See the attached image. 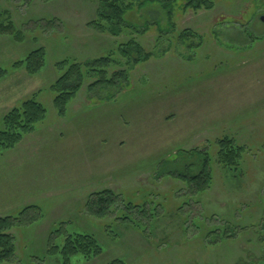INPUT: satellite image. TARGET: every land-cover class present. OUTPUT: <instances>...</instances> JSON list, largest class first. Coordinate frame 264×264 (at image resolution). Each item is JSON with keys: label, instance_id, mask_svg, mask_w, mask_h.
<instances>
[{"label": "rangeland", "instance_id": "374dc122", "mask_svg": "<svg viewBox=\"0 0 264 264\" xmlns=\"http://www.w3.org/2000/svg\"><path fill=\"white\" fill-rule=\"evenodd\" d=\"M96 1L0 0V24L9 17L26 37L19 44L0 33V68L8 71L0 81V117L38 91L50 112L44 126L0 156V216L30 205L43 213L12 230L13 264H57L59 257L45 250L49 230L61 221L70 222L69 233L93 236L103 251L71 264H264V0H214L212 10L197 13L176 6L171 23L148 16L158 23L143 33L148 21L138 18L133 37L153 56L130 65L116 54L128 32L114 37L89 26ZM184 31L190 34L179 40ZM39 48L47 53L39 74L10 68ZM108 54L109 73H125L128 85L119 79L116 90L90 91L89 78L66 116L57 117L48 90L58 76L55 64ZM223 137L245 148L240 164L227 170L211 160V189L185 194L191 191L171 173L195 174L200 166L199 155L184 152L214 157ZM101 189L150 210L160 206L147 227L149 241L111 216L79 212L86 196ZM62 239L56 237L57 246Z\"/></svg>", "mask_w": 264, "mask_h": 264}, {"label": "trees", "instance_id": "16d2710c", "mask_svg": "<svg viewBox=\"0 0 264 264\" xmlns=\"http://www.w3.org/2000/svg\"><path fill=\"white\" fill-rule=\"evenodd\" d=\"M24 1L32 3L35 0ZM96 2V19L91 21L89 26L98 33H109L114 37H119L122 32H128V41L118 46L119 53H116L122 56L128 65L133 62L134 64L147 62L153 56L151 53H144L137 39L133 37L138 31V28L131 24L134 20L141 18L142 22L145 20L149 22H146L142 30L139 31L143 33L149 29V25L158 23L153 17L146 19L148 16L155 15L156 18L157 15H163L171 23L173 9L176 6L183 11L194 13L202 10L210 11L214 8V0H97ZM54 24L53 21H47L45 26L53 28ZM0 33L11 36L13 41L19 44H22L26 39L24 33L14 28L9 17H7L6 24H0ZM185 34L190 33L188 31L182 32L179 35V40L184 39L185 37L182 36ZM113 58L112 54H108L90 62L79 63L73 60H62L55 64L58 76L48 87V90L52 95L50 99L57 117L66 116L69 105L84 88L89 78H94V81L88 85L90 91L99 88L116 90L121 86L117 84L119 79L128 85L125 73L116 71L109 73L111 64L114 62ZM46 62L47 53L44 48H39L13 62L10 68L15 71L22 69L27 75L36 76L46 66ZM7 72L6 69L0 68V81L7 75ZM110 97L114 98L113 94ZM48 110V107L41 101L39 91L27 96L18 106L10 109L1 120L0 155L14 150L28 135L39 129L38 127L44 126L45 119L50 114ZM214 146V157L208 151L204 153L183 151L190 156L193 155L192 153L199 155L197 162L199 161L200 166L195 174L171 173L173 178L185 184L187 190L191 191L185 194L200 195L211 189L213 184L211 160L221 166V169L227 170L236 169L240 164L245 148L237 144L234 139L223 137L216 140ZM159 207L155 206L150 210L149 205L138 206L129 202L126 203L120 194L110 189H101L86 196L79 212L95 219L111 216L115 221L123 222L138 233L140 232L139 234L148 240L152 231H149L147 227L152 221L156 220L157 222ZM42 218L41 208L35 205L24 207L14 216H0V264H13L16 261V241L12 230L16 227L32 225ZM150 220L152 221L150 222ZM69 223L68 221H61L55 224L48 233L45 251L49 256L59 257L56 260L57 264H71L72 259L75 258H82L87 262L103 252L93 236L67 232L65 229ZM196 228L198 229L197 226ZM226 234L227 229L224 230V235L226 236ZM59 236H63V239L60 246H57L55 239ZM227 237H229L228 234ZM108 264L125 263L117 259Z\"/></svg>", "mask_w": 264, "mask_h": 264}, {"label": "crops", "instance_id": "0c3cea01", "mask_svg": "<svg viewBox=\"0 0 264 264\" xmlns=\"http://www.w3.org/2000/svg\"><path fill=\"white\" fill-rule=\"evenodd\" d=\"M9 88H10V87H9ZM2 117H3V115L0 117V122H1V120H2ZM31 135H32V134H31ZM31 135H28L27 137H30ZM27 137H26V138H27ZM24 140H25V139H24ZM20 145H21V144H20ZM17 148H18V147H17ZM15 149H16V148H15ZM15 149H14V150H15ZM14 150H12V151H8L7 153L13 152ZM0 156H1V155H0Z\"/></svg>", "mask_w": 264, "mask_h": 264}, {"label": "water", "instance_id": "95a60500", "mask_svg": "<svg viewBox=\"0 0 264 264\" xmlns=\"http://www.w3.org/2000/svg\"><path fill=\"white\" fill-rule=\"evenodd\" d=\"M261 20L264 21V17H262Z\"/></svg>", "mask_w": 264, "mask_h": 264}]
</instances>
